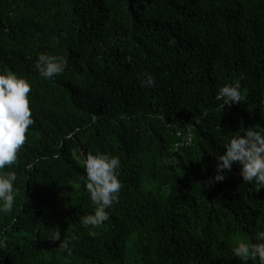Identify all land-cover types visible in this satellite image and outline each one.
I'll list each match as a JSON object with an SVG mask.
<instances>
[{
	"label": "trees",
	"instance_id": "trees-1",
	"mask_svg": "<svg viewBox=\"0 0 264 264\" xmlns=\"http://www.w3.org/2000/svg\"><path fill=\"white\" fill-rule=\"evenodd\" d=\"M41 53L66 69L41 76ZM0 72L31 83L35 120L4 169L19 191L0 264H260L233 248L264 230V188L238 163L207 182L233 136L264 130V0H0ZM236 81L244 99L223 108ZM98 152L120 157L122 189L85 227Z\"/></svg>",
	"mask_w": 264,
	"mask_h": 264
},
{
	"label": "clouds",
	"instance_id": "clouds-1",
	"mask_svg": "<svg viewBox=\"0 0 264 264\" xmlns=\"http://www.w3.org/2000/svg\"><path fill=\"white\" fill-rule=\"evenodd\" d=\"M66 57L41 53L36 68L41 76L53 79L67 67ZM142 85L154 87L155 77L145 72ZM31 83L16 73L0 72V215L11 212L15 205L18 188L14 182L17 172L4 171L5 166L18 162L22 146L27 140L29 126L35 123L30 107L29 93ZM217 98L223 100L222 107L244 99L239 81L228 83L219 88ZM95 119V117H93ZM224 152L218 157L217 171L207 183L221 182L234 163L241 165L243 181L255 184L256 191L264 188V130L248 128L246 132L233 136L224 146ZM121 159L118 155L98 152L89 153L85 159L86 188L95 205L94 212L82 217L83 226L96 227L107 221L111 215L109 209L119 201L122 181L119 179ZM61 233L56 228L52 239L60 240ZM69 253L71 249H68ZM235 256L242 260L257 259L264 264V230L257 231L253 241L241 240L233 248Z\"/></svg>",
	"mask_w": 264,
	"mask_h": 264
}]
</instances>
